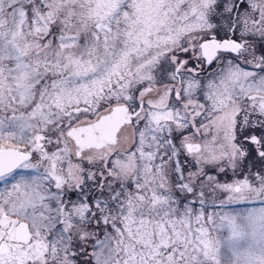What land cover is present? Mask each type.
<instances>
[{"label": "snow or ice", "instance_id": "1", "mask_svg": "<svg viewBox=\"0 0 264 264\" xmlns=\"http://www.w3.org/2000/svg\"><path fill=\"white\" fill-rule=\"evenodd\" d=\"M0 264H264V0H0Z\"/></svg>", "mask_w": 264, "mask_h": 264}]
</instances>
